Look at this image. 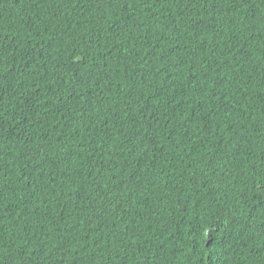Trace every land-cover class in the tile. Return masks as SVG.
I'll return each instance as SVG.
<instances>
[{"label":"trees","instance_id":"1","mask_svg":"<svg viewBox=\"0 0 264 264\" xmlns=\"http://www.w3.org/2000/svg\"><path fill=\"white\" fill-rule=\"evenodd\" d=\"M0 264H264V0H0Z\"/></svg>","mask_w":264,"mask_h":264}]
</instances>
